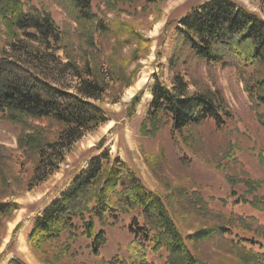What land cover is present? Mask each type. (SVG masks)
<instances>
[{"label":"rangeland","instance_id":"rangeland-1","mask_svg":"<svg viewBox=\"0 0 264 264\" xmlns=\"http://www.w3.org/2000/svg\"><path fill=\"white\" fill-rule=\"evenodd\" d=\"M22 1L48 13L61 31V48L54 49L58 68L67 60L90 67L104 88L97 103L108 121L64 150L63 162L39 181L32 176L38 151L55 141L63 125L32 118L15 123L0 114V202L15 205L0 217V264L12 257L26 264H167L164 247L142 244V235L130 232L133 218L145 225L138 209L94 217V233L104 231L96 251L78 219L38 248L27 242L35 216L91 157L105 151L119 156L160 197L183 237L207 232L185 241L197 264H264V105L246 91L258 69L227 55L219 62L202 60L175 29L206 0H91L89 20L78 19L64 0ZM232 1L264 19V0ZM11 41L0 22V53H12ZM176 77L189 93H207L222 103L229 118L223 124L208 118L180 130L164 114L149 121V89L156 80L171 88ZM75 83L68 75L63 82L71 88ZM143 124L148 133L141 134Z\"/></svg>","mask_w":264,"mask_h":264},{"label":"trees","instance_id":"trees-1","mask_svg":"<svg viewBox=\"0 0 264 264\" xmlns=\"http://www.w3.org/2000/svg\"><path fill=\"white\" fill-rule=\"evenodd\" d=\"M64 1L67 8L76 10L78 19L94 18L91 0ZM129 1L154 4L164 0ZM25 7L22 0H0V22L7 37L12 39L9 44L12 53H0V114L15 123L32 118L63 125L55 141L44 144L38 151L32 176L44 181L63 162L64 150L86 132L107 122L108 117L97 103L104 88L92 76L90 67L86 64L79 67L67 60L58 68L54 49L61 48V31L48 13ZM175 29L182 44L202 60L219 62L227 55L242 60L244 66L258 69L259 77L246 84V91L257 104L264 105L263 18L232 0H206L180 18ZM67 75L76 79L72 88L63 84ZM187 88L180 77L173 79L171 88L156 80L149 89L151 99L146 107L149 121L164 114L172 127L180 130L208 118L217 124L229 118L230 113L222 103L207 93H189ZM140 132L145 134L149 129L143 124ZM34 144L38 146L37 141ZM13 206L14 203L0 202V217L10 213ZM135 209L145 216V225H139L133 218L129 228L135 237L142 235V244L151 241L155 249L164 247L167 264H197L185 241L200 238L207 232L183 237L160 197L146 188L119 156L112 157L107 151L91 157L58 196L35 216L27 242L38 248L74 228V220L78 219L85 234L93 237L91 244L96 251L104 242V231L94 233V217L101 220L106 214L129 213ZM151 229L156 233L150 238ZM7 264L26 263L12 257Z\"/></svg>","mask_w":264,"mask_h":264},{"label":"bare ground","instance_id":"bare-ground-1","mask_svg":"<svg viewBox=\"0 0 264 264\" xmlns=\"http://www.w3.org/2000/svg\"><path fill=\"white\" fill-rule=\"evenodd\" d=\"M140 87V86H139ZM111 126V122L106 126V128H109Z\"/></svg>","mask_w":264,"mask_h":264}]
</instances>
